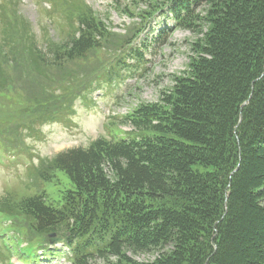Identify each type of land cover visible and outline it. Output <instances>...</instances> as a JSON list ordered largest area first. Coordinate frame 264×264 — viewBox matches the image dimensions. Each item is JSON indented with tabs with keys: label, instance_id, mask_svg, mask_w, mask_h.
<instances>
[{
	"label": "trees",
	"instance_id": "obj_1",
	"mask_svg": "<svg viewBox=\"0 0 264 264\" xmlns=\"http://www.w3.org/2000/svg\"><path fill=\"white\" fill-rule=\"evenodd\" d=\"M112 2L139 8L142 0ZM172 2L175 26L199 35L187 71L159 103L126 118L136 134L53 157L72 189L57 205L37 194L21 201L29 244L66 237L73 264H264V0ZM4 20L32 60L53 52L24 23ZM76 26L58 62L101 49L100 21ZM6 33L0 69L10 85L17 41ZM128 253L158 256L138 262Z\"/></svg>",
	"mask_w": 264,
	"mask_h": 264
},
{
	"label": "rangeland",
	"instance_id": "obj_2",
	"mask_svg": "<svg viewBox=\"0 0 264 264\" xmlns=\"http://www.w3.org/2000/svg\"><path fill=\"white\" fill-rule=\"evenodd\" d=\"M172 1L142 0L137 8L128 2L116 6L112 0H0L2 11L16 18L15 22L24 23L21 28H29L38 47L48 48L50 41L53 44V52L44 53L42 62L32 60L26 53L30 44L16 32L11 34L7 21H0V33L7 32V39L16 37L17 41L13 49L15 81L6 85L8 74L0 69V139L7 140L2 134L16 139L8 140L12 144L1 142L0 147L27 149L26 156L13 160L12 168L0 165V233L4 235L0 264H6V258L27 244L26 220L19 214L21 201L37 194L57 205L72 189L64 174L51 164L53 157L70 149L87 148L99 138L111 140L136 134L126 118L142 106L159 103L176 78L187 71L192 44L199 35L178 29L170 13L160 14L172 9ZM152 2L154 16L150 21L147 17ZM163 2L169 6L160 10ZM91 16L105 26L101 49L71 62H58L60 54L56 51L61 41L76 30L80 18ZM139 34L138 54L132 53L139 56L137 61L129 57L133 44H128ZM106 68L110 69L102 82L115 80L98 84ZM41 94L46 103H39ZM6 159L3 157L0 164ZM55 246L60 249L54 253L58 257L42 264H69L63 256L67 250L62 244ZM128 255L138 262H152L158 256ZM91 263L101 264V260Z\"/></svg>",
	"mask_w": 264,
	"mask_h": 264
},
{
	"label": "water",
	"instance_id": "obj_3",
	"mask_svg": "<svg viewBox=\"0 0 264 264\" xmlns=\"http://www.w3.org/2000/svg\"><path fill=\"white\" fill-rule=\"evenodd\" d=\"M62 240H63L62 238L58 239V241H62Z\"/></svg>",
	"mask_w": 264,
	"mask_h": 264
}]
</instances>
